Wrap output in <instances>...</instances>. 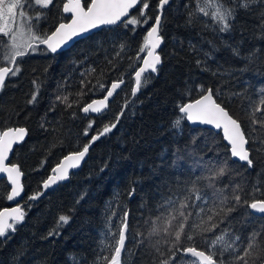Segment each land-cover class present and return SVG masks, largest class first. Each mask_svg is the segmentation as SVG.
Instances as JSON below:
<instances>
[{"label": "trees", "instance_id": "obj_1", "mask_svg": "<svg viewBox=\"0 0 264 264\" xmlns=\"http://www.w3.org/2000/svg\"><path fill=\"white\" fill-rule=\"evenodd\" d=\"M64 2L54 0L42 20L33 23L51 32L60 22H68L62 11ZM195 3L171 0L164 8L161 64L158 73L146 74L151 79L135 95L134 72L146 55L139 49L159 14L158 0H149L151 19L135 30L123 24L106 27L69 50L53 55L40 47L19 59L20 73L10 77L0 93V128L28 131L10 161L24 173L25 195L19 205L25 218L16 231L0 238V264H74V258L76 264H107L102 259L111 255L106 245L114 243L111 233L119 232L125 213L128 228L122 260L154 264L156 241H161V249L168 247L167 238L148 236L152 221L161 212L162 199L170 195V188L175 189L177 180L207 177L219 167H225L226 174L213 181L217 188L230 193L239 185L248 193L249 202L264 199V112L253 111L264 88L259 9L253 5L250 12L240 10L233 28L221 33L199 14L188 23ZM138 54L141 62L136 60ZM250 55L251 63L246 59ZM121 79L124 86L104 114L91 117L83 113V106L104 97L111 84ZM198 85L218 90V102L246 134L251 132L248 147L260 149L253 151V167L232 158L221 133L194 128L187 120L173 127L180 115L178 104L198 98ZM34 93L36 101L29 103ZM57 96H68L72 107ZM121 112L116 128L91 144L82 168L72 172L67 182L44 192L42 182L52 175V169L89 141L84 135L89 123L93 125L89 135H96ZM253 119L258 123L253 124ZM10 190L7 179H0V210L9 207L6 196ZM206 191L211 195V188ZM37 192L43 194L28 199ZM60 215H67L69 221L57 228ZM229 224V230L241 237L254 230L264 233V218L246 206H237L220 228ZM54 229L56 234L49 235ZM190 260L178 253L173 264H189Z\"/></svg>", "mask_w": 264, "mask_h": 264}, {"label": "snow or ice", "instance_id": "obj_2", "mask_svg": "<svg viewBox=\"0 0 264 264\" xmlns=\"http://www.w3.org/2000/svg\"><path fill=\"white\" fill-rule=\"evenodd\" d=\"M169 2L170 0H158L159 14L155 16L154 23L147 30L143 46L139 49V53L146 51V56L142 59V66L134 72L133 95L151 79L150 75H145L146 73H158L161 56L156 49L163 42V37L160 35L161 22L165 5ZM253 5L259 9L258 27L261 29V38H264V0H196L195 10L188 14V23L191 24L193 18L199 14L207 17L219 32L226 33L233 28L239 11L250 12ZM52 6H54V0H0V91L4 89L7 79L20 73L19 59L37 52L40 46H44L50 53H56L75 37L101 25L123 23L125 27L134 26L133 30H135V26L148 24L151 19L147 12L150 7L149 0H85L84 3L82 0H66L62 11L65 14H71L70 22H60L51 32H43L33 21L38 23L46 15L44 10ZM133 9H136L137 13L130 15ZM123 47L122 45L121 50ZM233 52L237 56L240 55L238 49H233ZM246 59L249 63L252 62L251 55ZM136 60L141 62L139 54ZM196 63L200 66L202 62L197 59ZM81 83L83 84L84 81ZM122 83V79L113 82L103 99L93 100L81 110L86 114L90 111L101 113L102 109L108 106V99ZM100 87L103 88L104 85L101 84ZM198 92V98L178 104L180 115L173 121V127L178 128L183 120H187L222 130L223 139L230 146L231 156L244 162L248 168L253 167V151L260 149L248 147L252 139L251 132L246 134L241 123L229 113L222 102H218L216 98L219 94L218 90L214 92L212 88L198 85ZM56 99L65 103L67 107H72V104L68 102V96H57ZM35 101L36 93L28 102ZM253 111L264 112V88L259 91L258 103L254 105ZM123 114V112L119 113L115 122L105 125L96 135H89L93 127L92 123H89L84 130V135L89 137V141L85 143L82 150L63 157L52 169L53 175L42 182L43 188L46 190L58 181L67 179L69 169L79 166L89 152L91 144L101 136L112 132ZM256 123L258 121L253 119V124ZM26 135L27 129L24 127L0 129V174H6L7 182L11 185L10 193L6 196L8 201L21 196L23 192L21 177L24 173L17 164H6V161L9 160V154L13 151V145L22 142ZM225 174L226 168L219 167L212 169L207 177L198 175L182 181L177 180L175 189H169L170 195L162 199L159 205L161 212L152 221V227L148 233L149 237L167 238L164 240V243L168 244L166 250L159 247L160 240L153 245L158 254L154 264H173L178 253L194 258L189 264H264V233L254 230L246 237H241L238 232L229 230L230 224L228 227L220 228L237 206H246L254 212L264 214V199L253 198L249 202L248 193L239 185L230 193L223 187L215 186L213 181ZM0 179L3 177L0 176ZM204 180L208 181L207 185L201 183ZM207 188L212 189L211 195L206 191ZM42 194L37 192L28 196V199L36 200ZM24 218L25 211L19 203L16 207L0 210V238L7 237L9 232L16 231V225L23 223ZM68 221L67 215H60L57 228L67 224ZM127 228V213H125L119 232L111 233L114 243L106 245L111 250L110 256L102 258L107 264H125L122 260V251L125 248ZM55 234V229L49 233V235ZM117 236L118 239H116ZM225 253L229 254L227 258ZM74 264H76L75 258Z\"/></svg>", "mask_w": 264, "mask_h": 264}, {"label": "water", "instance_id": "obj_3", "mask_svg": "<svg viewBox=\"0 0 264 264\" xmlns=\"http://www.w3.org/2000/svg\"><path fill=\"white\" fill-rule=\"evenodd\" d=\"M82 3H83V0H82ZM169 3H170V2H169ZM166 6H167V5H165V7H166ZM137 7H139V5H138ZM135 10H136V9L131 10L130 15H131ZM64 15H65L66 17L69 18L71 14H70V13H68V14H65V13H64ZM124 19H127V18H124ZM69 22H70V21H69ZM120 24H122V23H120ZM120 24H117V25H120ZM112 26H116V25H101V26H99V27H97V28H95V29H92V30H90V31L87 32V33H84V34H82V35H80V36H78V37H75L72 41H70L67 45L63 46V47H62L60 50H58L56 53H51V54H58V53H60V52H62V51L69 50V49H71V48H72V47H73L78 41L87 38L88 36H90V35H92V34L98 32V31H100V30L103 29V28H106V27H112ZM40 47H43V48H44V46H40ZM161 47H162V43H161V45L159 46V48L156 49V51H157V53H158L159 55H160L159 51H160ZM145 56H146V55H145ZM141 66H142V63H141ZM159 66H160V65H158V67H159ZM146 74H148V73H146ZM7 80H8V79H7ZM7 80H6V82H7ZM6 82H5V84H6ZM123 86H124V82H123L122 84H120V87H119V88L116 89V91L114 92L113 96L110 97V98L108 99V102H107L108 106H107L106 108L102 109L101 113H92V112L90 111L89 113H87V114L84 113V114L87 115V116L97 117V116H100V115H102L103 113H105V112L107 111L108 107H109L110 102L116 97V95L118 94V92L121 90V88H122ZM0 93H1V91H0ZM103 98H104V97H102V98H98V99H96V100H100V99H103ZM228 111H229V110H228ZM229 113H230V112H229ZM188 123H189L192 127H194V128H208V129H210V130H212V131H214V132H216V133H221L222 136H223L222 130H217V129H215L214 127H212V126H210V125H203V124H199V123H192V122H189V121H188ZM0 129H1V128H0ZM27 137H28V131H27V135L25 136V138H24V140H23L22 142L13 145V151H12V153L9 154V160L6 161V164H10V159H11V156H12V154H13V152H14L16 146L22 144V143L27 139ZM224 141H225V140H224ZM225 143L227 144V141H225ZM227 145H228V144H227ZM228 146H229V145H228ZM229 147H230V146H229ZM87 154H88V153H87ZM87 154L85 155L84 159L80 162V164H79L78 167H74V168L69 169V177H70V175H71L72 172L79 171V170L82 168V166L84 165V162H85V160H86ZM232 158H233L235 161H237V162L244 163V162H241V161L237 160V159L234 158V157H232ZM19 168H20V167H19ZM20 170H21V169H20ZM52 175H53V174H52ZM0 176H2L3 178H6V174H0ZM69 177H68L67 179H65V180H60V181H58L57 183L51 185V186H50L48 189H46V190L43 188L44 192L52 191L54 188H56V187L59 186L60 184L67 182L68 179H69ZM23 181H24V175L21 177V183H22V185H23ZM8 183H9V182H8ZM9 185H10V183H9ZM10 187H11V185H10ZM24 195H25V189H24V185H23V192L21 193V196H20V197H17L16 199H14V200H12V201H9V207H7V208L10 209V208H12V207H16L17 204L20 203V201L22 200V198L24 197ZM250 210H251V209H250ZM251 213H252L253 215H255V216H258V217H264V214H261V213H258V212H254L253 210H251ZM185 257L190 258V259H194V258H191V257H189V256H185Z\"/></svg>", "mask_w": 264, "mask_h": 264}, {"label": "rangeland", "instance_id": "obj_4", "mask_svg": "<svg viewBox=\"0 0 264 264\" xmlns=\"http://www.w3.org/2000/svg\"><path fill=\"white\" fill-rule=\"evenodd\" d=\"M42 20V19H41Z\"/></svg>", "mask_w": 264, "mask_h": 264}]
</instances>
